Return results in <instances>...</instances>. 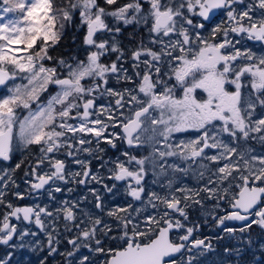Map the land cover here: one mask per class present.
I'll list each match as a JSON object with an SVG mask.
<instances>
[{
  "label": "snow or ice",
  "instance_id": "6c2138e0",
  "mask_svg": "<svg viewBox=\"0 0 264 264\" xmlns=\"http://www.w3.org/2000/svg\"><path fill=\"white\" fill-rule=\"evenodd\" d=\"M0 3V88L6 90L0 95V161L8 162L14 152L27 153L37 146L39 156L25 172L34 177V182L27 181L32 190L60 181L95 182L112 192L116 184L104 183V177L93 173L92 160L81 158L92 157L101 161L107 179L125 182V194L141 205L109 208L96 189L89 191L97 212L80 207L86 196L61 200L55 208L14 205L7 201L5 189L19 188L13 177L25 162L21 159L12 168L0 169V206L5 209L0 212V245L23 249L29 247L25 237L37 236L13 223L14 218L45 234L51 256L58 252L62 219L66 232L75 228L78 233L66 237L72 246L66 256L76 257L83 248L100 257L81 256L76 264H185L176 259L185 250L195 253L186 261L193 264L197 255L213 250L205 239H193L199 225L187 222L188 209L194 206L211 215L226 234L239 232L238 239L247 245L253 244V226L264 232V154L247 143L255 140L264 145V55L238 47L242 40L264 45V0ZM218 13L223 14L219 20ZM129 27L126 44L122 37ZM70 29L83 30L82 43L68 56H54ZM72 43L76 44L75 35ZM18 78L26 83H17ZM110 81L125 86L109 87ZM50 86L57 91L49 92ZM44 93L48 97L41 101ZM106 97L107 103H96ZM258 108L262 114L257 117ZM117 127L120 132H109ZM190 130L198 135L169 143L173 133ZM117 141L129 148H148V155L138 158L128 151L115 158L97 155L106 151L101 143L115 150ZM167 157L191 163L181 168L167 163ZM69 161L79 170H71ZM44 166L48 170L41 173ZM169 170L206 183L196 189L174 187L175 179L168 178L161 184L167 189L165 195L146 192L149 171L156 177L153 183H159ZM61 191L59 185L50 187L49 198L55 200L53 192ZM12 195L24 198L19 191ZM225 199L232 211L215 214ZM205 200L216 201L212 211H204ZM105 217L117 222L115 235ZM229 222H239L240 227H229ZM14 238L19 243H10ZM105 240L116 247H106ZM260 250L264 252V244ZM225 252L241 257L243 249ZM12 256L8 252L0 264H10ZM46 261L44 257L39 264Z\"/></svg>",
  "mask_w": 264,
  "mask_h": 264
},
{
  "label": "flooded vegetation",
  "instance_id": "af4514ba",
  "mask_svg": "<svg viewBox=\"0 0 264 264\" xmlns=\"http://www.w3.org/2000/svg\"><path fill=\"white\" fill-rule=\"evenodd\" d=\"M102 2V0H101ZM126 0H120V3H124ZM251 0H246V3H250ZM223 16L222 13H218L216 19L219 20ZM78 22V21H77ZM132 31V28L129 27L128 29H125L124 36L122 37L124 39V42L127 44L129 41L127 40V33ZM141 33H143V29L140 30ZM76 36V44L72 43V36ZM83 39V30L80 32H75L74 29L68 30L63 39L60 42V45L55 49L52 54L54 56L57 55H64L68 56L71 51H73L77 45L82 43ZM134 46V43H133ZM238 47L241 48H251L253 52H255L258 56L264 55V45H261L257 42L253 41H247L242 40L241 44L238 45ZM67 49L68 51H65ZM83 50L81 49V58H82ZM115 57H111V59H114ZM107 62V60H106ZM127 66V65H126ZM11 83V82H10ZM19 83H26V81H21L19 79ZM109 87H117V88H123L125 85L120 84L117 85L114 81H110ZM131 86V85H128ZM4 88H0V95L5 93ZM57 91L56 86H50L49 92L55 93ZM199 95V90H198ZM48 97V93H44L41 96V101L46 100ZM110 98H102L97 99L96 103L99 104H105L108 102ZM33 108H35V105H33ZM26 114V112H22V115ZM262 114L261 110L257 109V117ZM71 122V121H70ZM109 132H120V129L117 128H110ZM198 135L195 131H187V132H180V133H173L169 143L176 144L180 140H188L195 138ZM162 139V138H161ZM227 139V137H225ZM243 143V142H242ZM252 148L255 149L256 153L264 154V145H261L258 141L250 140L247 142ZM95 144V141H94ZM101 148L106 149L105 153H97V155H103L105 159L108 157L115 158L120 154L122 151H128L133 155H136L138 158L148 155L149 149L148 148H129L123 141H117V148L113 150L110 148L106 143L100 144ZM158 147H161L162 150L167 151V148H164L162 145H158ZM63 151V150H62ZM209 154H212L210 151ZM39 156V149L37 146H31V149L27 153H21L19 151H16L12 155V159L8 162L0 161V169L3 168H12L15 166L16 163L20 162L21 159H24L25 162L21 165V168L18 169L15 172L14 179L16 181V184L19 185V188H12L9 187L8 189H5L7 192V201L12 202L14 205L17 206H32L35 204H40L41 206L48 205L50 208H55L58 206V203L61 200H68L73 201L77 200L79 201L81 197H87V200L80 202V207L89 209L93 212H97V210L94 208L95 199L92 196L89 189H96L98 190L99 194L103 198L104 204L111 208L115 207L117 205L120 206H127L128 203H133L135 207H140V202L132 201L131 197L127 196L125 194V182H116L110 179H107V170L105 168H100L99 165L101 163L100 160L94 159L92 157H84L81 156V158H87L91 159V168L93 170V173L104 177V183L108 184L110 187L113 183L116 184V187L113 189L112 192H107L101 184H97L95 182L89 183L87 185H78L75 183H68L63 184L60 181H56L52 185H46L45 189L35 191L30 188V184L27 183V181H33L34 177L31 175L25 176V172L31 171V165L35 164L36 158ZM61 159H66L63 155H60ZM121 160H124L125 158L123 156H120ZM167 160V163L172 164H179L181 168H184L187 166V163H191V161L188 162H182L178 157H167L165 158ZM204 163H209L208 161H204ZM211 167H215L214 165H210ZM132 167H135L134 165ZM195 167V165H194ZM69 168L71 170H79L78 166L73 165L69 161ZM47 166L41 167L39 171L42 173L44 171H47ZM168 178H174L176 183L174 187H181V186H187L189 188H199L202 187L206 181H197L193 178L191 174L184 175L181 172H175L173 173L171 170L168 172V177L161 178L159 183H153V180L156 179V177L153 176L152 172L149 171L148 174L145 176L144 179V186L146 189V192L155 191L159 193L160 195H165L167 192V189L164 187H161V184L166 182V179ZM59 185L63 191L61 192H53V195L56 197L55 200H51L49 198V188H53L55 186ZM0 187H2V184H0ZM71 188L73 191L69 193L67 190ZM19 191L24 195L23 199H18L14 195H12L13 192ZM177 195H180L177 193ZM205 194H201L202 198ZM146 199V196H145ZM205 212L212 211V206L216 204L215 200H205ZM219 207L215 208V214L217 215H225L227 212L232 211V209L229 206L228 200H222L219 202ZM5 209L3 206H0V212H3ZM148 211H152L151 208L148 209ZM189 212V221L187 222L190 226L192 224H198L199 225V231L194 233L193 239L200 238L205 239L206 243L212 244V249L210 251L205 252L204 255L200 256L197 255L196 259L193 261V264H264V252L260 250V245L264 244V232H261L257 227L253 226L251 229V238L253 240L252 245H247L246 243L241 242L238 237L240 236V233L237 232L235 236H230L226 234L223 231V226L217 227L216 221L212 218L211 215L203 214L202 210L199 206H194L193 208L188 209ZM99 215H103V213H97ZM147 214V213H146ZM105 220L111 224L114 228V232L111 233V235H115L116 232L119 231L117 228V222L115 220L109 219L105 217ZM13 223H16L20 228H29L30 231L37 232V236H28L25 237L24 243L29 245V247H25L23 249H13L10 248L7 245H0V258H3L8 252H12L13 256L10 261V264H39V261L47 257L46 264H68V261L71 260L72 264H76L78 259L81 256H90L93 259H100V257H95L93 253L89 252L88 249H81V251L77 254L76 257H67V249L69 247V251L72 250V246L67 243L66 237L71 238L75 237L78 233L77 230L74 228L72 232H66L63 228L64 221L61 219L59 221V235L57 236V239H59L60 243L55 245L58 248V252L48 256V248H47V238L43 232H40L39 229H37L34 225L28 224L27 222L17 221L13 218ZM229 227L239 228L240 224L237 222H229ZM50 230V229H49ZM256 231V234H252V231ZM248 234L246 233L245 236ZM40 242L37 244V242ZM87 242V241H83ZM10 243H19V240L17 238H14V240ZM94 246V242H93ZM105 246H111L116 247L115 243H112L108 240H105ZM232 249V248H242L243 252L241 257H236L235 255H228L225 252V249ZM34 249V250H33ZM42 249V250H41ZM60 253H64L65 255H61ZM195 255V253H189L185 250L183 257L181 258L180 254H177L176 259L180 261L183 259V261L186 264V261L189 256ZM225 258V260H222Z\"/></svg>",
  "mask_w": 264,
  "mask_h": 264
},
{
  "label": "rangeland",
  "instance_id": "374dc122",
  "mask_svg": "<svg viewBox=\"0 0 264 264\" xmlns=\"http://www.w3.org/2000/svg\"><path fill=\"white\" fill-rule=\"evenodd\" d=\"M0 6H2V3H0ZM12 14H8V16H11ZM17 83H19V78L17 79L16 81ZM257 154H260V153H257ZM67 251H69V247L67 249ZM222 260H225V258H223ZM226 261V260H225Z\"/></svg>",
  "mask_w": 264,
  "mask_h": 264
},
{
  "label": "trees",
  "instance_id": "16d2710c",
  "mask_svg": "<svg viewBox=\"0 0 264 264\" xmlns=\"http://www.w3.org/2000/svg\"><path fill=\"white\" fill-rule=\"evenodd\" d=\"M252 234H256V231L254 230V231H252ZM49 264V263H48ZM52 264H54V263H52Z\"/></svg>",
  "mask_w": 264,
  "mask_h": 264
},
{
  "label": "water",
  "instance_id": "95a60500",
  "mask_svg": "<svg viewBox=\"0 0 264 264\" xmlns=\"http://www.w3.org/2000/svg\"><path fill=\"white\" fill-rule=\"evenodd\" d=\"M237 223H239V222H237ZM240 224V223H239Z\"/></svg>",
  "mask_w": 264,
  "mask_h": 264
}]
</instances>
